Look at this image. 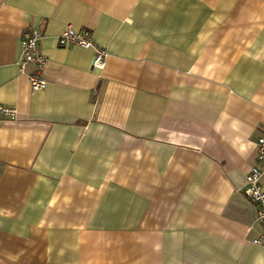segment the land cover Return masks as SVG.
I'll return each mask as SVG.
<instances>
[{"label":"crops","instance_id":"crops-1","mask_svg":"<svg viewBox=\"0 0 264 264\" xmlns=\"http://www.w3.org/2000/svg\"><path fill=\"white\" fill-rule=\"evenodd\" d=\"M0 104V264H264V0H0Z\"/></svg>","mask_w":264,"mask_h":264},{"label":"built area","instance_id":"built-area-1","mask_svg":"<svg viewBox=\"0 0 264 264\" xmlns=\"http://www.w3.org/2000/svg\"><path fill=\"white\" fill-rule=\"evenodd\" d=\"M42 33L38 30L27 29L22 34L21 57L18 63L20 73H24L26 67L33 66L34 71L27 75L32 92L42 91L47 82L43 78L42 70L47 64V58L39 52V41ZM60 47L77 46L83 49H93L94 56L91 64L92 72H101L105 67L108 53L105 49L96 46L89 31L76 32L72 27H67L57 39ZM16 110L0 104V119H14ZM258 164L251 167L245 176L244 196L256 207V221L264 227V134L256 141ZM255 245L264 246V235L253 240Z\"/></svg>","mask_w":264,"mask_h":264}]
</instances>
